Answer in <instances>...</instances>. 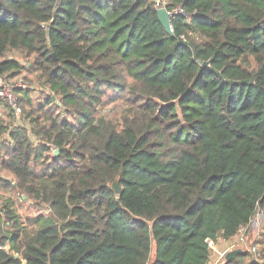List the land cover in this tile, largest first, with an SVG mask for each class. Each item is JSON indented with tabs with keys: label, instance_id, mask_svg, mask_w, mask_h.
I'll return each mask as SVG.
<instances>
[{
	"label": "trees",
	"instance_id": "obj_1",
	"mask_svg": "<svg viewBox=\"0 0 264 264\" xmlns=\"http://www.w3.org/2000/svg\"><path fill=\"white\" fill-rule=\"evenodd\" d=\"M164 5L172 35L155 0H0V76L48 90L0 117V189L48 209L0 201V264H208L264 218V0Z\"/></svg>",
	"mask_w": 264,
	"mask_h": 264
},
{
	"label": "rangeland",
	"instance_id": "obj_2",
	"mask_svg": "<svg viewBox=\"0 0 264 264\" xmlns=\"http://www.w3.org/2000/svg\"><path fill=\"white\" fill-rule=\"evenodd\" d=\"M13 57L19 59V61L21 62L22 65L26 64V62L29 61L28 58H24L22 57L20 54L17 53H12L10 54ZM28 65V63L26 64ZM19 79H23V81L26 83L27 88L26 90H28L29 95L33 101L34 104L37 103V101L40 100V98L45 94L48 93V90L44 87H42L37 80L35 79L33 74H29L26 72L25 68L21 69L18 74L13 77V79H11V81H17ZM15 96H16V102L18 104V92L15 91ZM19 105V104H18ZM22 112H21V116H17V115H9V107L5 105L4 102L0 101V117L3 118V122L9 124L10 127H13L18 123H22V118H23V109L22 108ZM54 153V152H53ZM11 198L14 201V206L18 212V214L22 217L23 220L26 221V218L28 216H36L39 213H44L47 214V210L46 208H44L43 206H39L37 204H35L33 201L31 200H27L26 198L20 199L19 198V193L17 191H10L8 189H0V201H4L5 198ZM258 222V225H256L257 227H252L251 225L248 226L245 235L247 236V241H248V245L244 246L243 249L245 251H248V259L246 261H248L250 258H257L259 261L262 259L261 254H255L252 252L251 250V245H256L257 250L261 248V245L263 243V232H264V218H263V209H258V212H256V214L253 217L252 220V225H254L255 223ZM256 229V230H254ZM259 242V243H256ZM251 247V248H250ZM261 258V259H260ZM246 264V263H245Z\"/></svg>",
	"mask_w": 264,
	"mask_h": 264
},
{
	"label": "built area",
	"instance_id": "obj_3",
	"mask_svg": "<svg viewBox=\"0 0 264 264\" xmlns=\"http://www.w3.org/2000/svg\"><path fill=\"white\" fill-rule=\"evenodd\" d=\"M164 5V0H155V7H161ZM171 14L173 13H184L181 8H175L172 11H169ZM27 85L23 81V79H19L16 82L13 80H7L6 77L0 76V101L9 105V107L13 110V113L18 117L21 116V108L16 102V94L15 91L17 89H26ZM259 209V208H258ZM258 209L256 212H258ZM48 212V210H47ZM253 220V219H252ZM252 223V221H251ZM252 227H257L258 222L254 225L250 224ZM248 226H244L240 229L239 233L229 241V243L225 246V248L220 252L219 258H223L227 252L235 249L238 245H243L247 242V236L245 235ZM207 243L209 247L213 246V240L208 239ZM8 246L5 247L7 249ZM257 247L252 246L251 250L256 251Z\"/></svg>",
	"mask_w": 264,
	"mask_h": 264
},
{
	"label": "water",
	"instance_id": "obj_4",
	"mask_svg": "<svg viewBox=\"0 0 264 264\" xmlns=\"http://www.w3.org/2000/svg\"><path fill=\"white\" fill-rule=\"evenodd\" d=\"M156 13H157V18L160 21V23L162 24L165 31L172 35L173 29H172L171 24H170L171 13L167 10L166 6L158 7L156 9ZM58 152H59V150L56 148L54 150V155H57ZM111 188L114 190L116 195H120L121 190H120L117 179H115L111 183ZM239 252H241V249H235V250L229 251L225 256L226 260H230L231 258L235 257Z\"/></svg>",
	"mask_w": 264,
	"mask_h": 264
},
{
	"label": "crops",
	"instance_id": "obj_5",
	"mask_svg": "<svg viewBox=\"0 0 264 264\" xmlns=\"http://www.w3.org/2000/svg\"><path fill=\"white\" fill-rule=\"evenodd\" d=\"M235 236L228 238V239H223V238L219 237L213 241V246L210 247V258H209L208 264H223L222 260L223 259L226 260V258H225L226 255L223 258H219L220 252L225 248V246L229 243V241H231V239H233ZM246 245H248V241L243 245H238L235 249L244 250L243 247ZM235 249H233V250H235Z\"/></svg>",
	"mask_w": 264,
	"mask_h": 264
}]
</instances>
